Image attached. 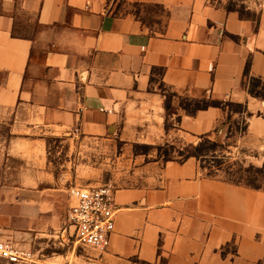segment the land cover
<instances>
[{
    "label": "crops",
    "instance_id": "0c3cea01",
    "mask_svg": "<svg viewBox=\"0 0 264 264\" xmlns=\"http://www.w3.org/2000/svg\"><path fill=\"white\" fill-rule=\"evenodd\" d=\"M246 76L264 81L257 0H0V116L12 121L0 151L2 232L34 252V264H52L54 250H68L65 260L92 252L74 255L76 264H264V193L200 179L193 158L163 162L155 149L193 143L223 117L214 106L179 109L166 131L160 86L243 104L248 127L263 128L264 102ZM53 134L153 148L130 156L144 165L140 182L114 191L104 253L63 232L74 202L41 155Z\"/></svg>",
    "mask_w": 264,
    "mask_h": 264
},
{
    "label": "rangeland",
    "instance_id": "374dc122",
    "mask_svg": "<svg viewBox=\"0 0 264 264\" xmlns=\"http://www.w3.org/2000/svg\"><path fill=\"white\" fill-rule=\"evenodd\" d=\"M248 81H250V77L244 80L245 87L248 86ZM160 91L166 97L169 106L167 111L170 115L167 118L169 128L172 124L170 120H175V117L171 115L176 114V111L181 107L201 105L207 100L206 98H188L171 92L163 86H160ZM212 103L217 105L215 102ZM220 107L223 117L216 123L215 130L208 135L210 140L222 144L224 148L220 152L212 154L215 158L210 154L203 163L193 158L196 162L198 178L215 182L221 186L264 193V127L262 128L259 124L254 126L253 122L251 127H248V120L251 117L245 116L247 127L244 128L239 116L241 107L229 102H222ZM256 117L259 118L258 120L264 119V111L258 113ZM11 123V118L0 116L1 152H5L6 142L11 137L8 129ZM217 128L218 132H216ZM44 139V148L41 150V155L45 160L44 171L51 173L63 187L108 185L113 189V193L116 190L139 184L140 169L144 165L134 164L130 161V156L132 154L148 155L153 149L145 145H137L126 150L119 142H89L73 139L72 136L64 134L47 135ZM200 141L201 139L198 137L193 143L174 141L164 143V145L171 146L167 150L172 160L181 163L183 156H179V153L183 152L186 155L191 151L189 146H195ZM158 147L155 148L157 155ZM135 172L139 173L136 175ZM246 184H252V186H246ZM54 251L55 256H50V258L54 257L55 259L50 263H63L65 258L60 255H65L68 250ZM75 253L85 258L92 257L90 251L76 250ZM76 254H71L70 250L65 260L67 264H76L74 256Z\"/></svg>",
    "mask_w": 264,
    "mask_h": 264
},
{
    "label": "built area",
    "instance_id": "2783aa9c",
    "mask_svg": "<svg viewBox=\"0 0 264 264\" xmlns=\"http://www.w3.org/2000/svg\"><path fill=\"white\" fill-rule=\"evenodd\" d=\"M257 4L264 9V2L257 0ZM73 133L78 134V129ZM67 194L74 202L65 214L63 232L67 233V240L77 248L106 252L117 213L113 189L108 185H73L67 189ZM0 261L6 264H34L35 255L14 243L0 228Z\"/></svg>",
    "mask_w": 264,
    "mask_h": 264
},
{
    "label": "trees",
    "instance_id": "16d2710c",
    "mask_svg": "<svg viewBox=\"0 0 264 264\" xmlns=\"http://www.w3.org/2000/svg\"><path fill=\"white\" fill-rule=\"evenodd\" d=\"M247 77L248 76H246V78ZM247 85L248 86L246 87V89H247L248 93L250 94V96L264 102V81H262L261 79H258V78L251 77L250 81L247 82ZM212 102L213 101H211V100H206L201 105H194L193 107H190V106L181 107V109L186 114L193 116L196 114V112L201 111V110H206L212 106L221 108L220 107L221 102H215L217 105L213 104ZM235 105L242 108V110L239 111V116L241 117V121L244 124V128H246L247 125L245 124V116L250 118L252 115L250 113H248L245 105H243V104H235ZM164 108H165V111L167 113L169 106H168L166 99L164 102ZM176 121L178 122L179 119H177ZM165 130L166 131L169 130V127L167 124V119H166V123H165ZM218 131H219V129L217 128L216 132H218ZM200 139H201V141L198 144H196L195 146H192V145L189 146L191 151L188 152L186 155L183 152L179 153V156H183L181 163L185 162L189 158H194L197 161H201L203 163V162H205V160H207L209 158L210 154L213 158H215L214 155H212V154L216 153V152H220L224 148V146L222 144H219L216 141L210 140L209 135H203L200 137ZM168 147H171V146H168V144H165L163 146L158 147V157L160 159H162L164 162L173 161L169 155L168 150H167ZM160 150H161V152H160ZM201 168H203V166H201ZM209 174H211V173L209 172ZM246 186H252V184L251 185L246 184Z\"/></svg>",
    "mask_w": 264,
    "mask_h": 264
}]
</instances>
